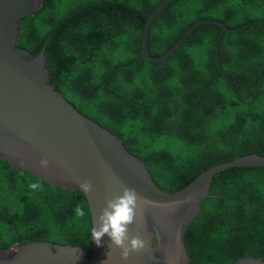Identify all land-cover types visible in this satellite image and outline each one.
Instances as JSON below:
<instances>
[{"label": "trees", "instance_id": "16d2710c", "mask_svg": "<svg viewBox=\"0 0 264 264\" xmlns=\"http://www.w3.org/2000/svg\"><path fill=\"white\" fill-rule=\"evenodd\" d=\"M42 0L19 21L16 46L44 56L49 84L83 116L120 138L154 183L182 190L209 168L264 157V0ZM220 44L217 47V42ZM189 229V264L264 260V167L231 168ZM32 184L39 187L33 189ZM82 206L86 215L77 216ZM88 208L75 190L53 188L0 162V251L33 241L91 249Z\"/></svg>", "mask_w": 264, "mask_h": 264}, {"label": "water", "instance_id": "95a60500", "mask_svg": "<svg viewBox=\"0 0 264 264\" xmlns=\"http://www.w3.org/2000/svg\"><path fill=\"white\" fill-rule=\"evenodd\" d=\"M42 0H0V162L39 179L53 188L75 190L88 208L91 228L106 201L120 194L122 187L134 188L152 203L139 211L129 229L130 237L147 239L150 246L133 253L125 262L119 249L112 251V264H189L188 234L191 225L218 182V172L231 168L264 167V157L249 154L217 164L197 176L182 190L168 193L153 181L146 166L124 147L116 135L79 113L49 84L44 56L16 46L20 39L19 21L31 17ZM171 0H162L143 26L140 59L164 62L197 26L216 25L215 20H199L161 56L152 57L147 48L152 21ZM221 36L216 49L220 44ZM47 158L50 166L41 168ZM91 181L87 195L80 183ZM109 237L102 247L91 240L90 253L80 246L33 241L14 244L0 251V264H101L109 251ZM230 264H264V260L244 258Z\"/></svg>", "mask_w": 264, "mask_h": 264}, {"label": "clouds", "instance_id": "9594fccd", "mask_svg": "<svg viewBox=\"0 0 264 264\" xmlns=\"http://www.w3.org/2000/svg\"><path fill=\"white\" fill-rule=\"evenodd\" d=\"M41 168L47 169L50 161L47 158L40 160ZM33 189L38 188V184H32ZM81 191L89 195L93 191L91 181H84L79 185ZM145 197H142L134 188L122 187L120 194L114 195L106 201L105 206L100 210V214L95 220L94 226L90 230L91 240H94L98 247H102V238L109 237L106 259L101 264H112V251L119 249V256L122 261L127 262L133 253H141L146 246H150L147 239L139 236L130 237L129 229L137 220L139 211L140 219L143 218L144 208L151 204ZM77 216L86 215L82 206L76 208Z\"/></svg>", "mask_w": 264, "mask_h": 264}]
</instances>
